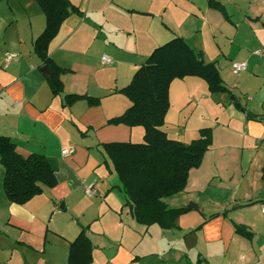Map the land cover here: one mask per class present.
I'll return each mask as SVG.
<instances>
[{
    "label": "crops",
    "instance_id": "1",
    "mask_svg": "<svg viewBox=\"0 0 264 264\" xmlns=\"http://www.w3.org/2000/svg\"><path fill=\"white\" fill-rule=\"evenodd\" d=\"M69 1L84 16L72 13L49 45L52 61L69 70L55 97L34 53L44 13L36 0H0V136L23 157L53 160L58 180L28 203L14 204L0 163V264H69L70 244L83 228L91 264H264V0H214L220 7L208 0ZM175 37L216 64L244 111L200 78L172 82L161 129L189 144L209 128L212 139L186 188L162 199L170 209L189 210L178 229H164L136 222L102 146L143 142V127L108 121L131 106L118 91ZM8 53L17 57L6 63ZM242 61L247 69L235 74L233 63ZM69 95L100 103L79 100L66 109ZM66 149H73L68 157ZM90 184L94 196L85 193ZM213 214L220 215L207 220ZM192 233L196 245L188 250Z\"/></svg>",
    "mask_w": 264,
    "mask_h": 264
},
{
    "label": "trees",
    "instance_id": "2",
    "mask_svg": "<svg viewBox=\"0 0 264 264\" xmlns=\"http://www.w3.org/2000/svg\"><path fill=\"white\" fill-rule=\"evenodd\" d=\"M44 13L46 27L35 40L34 53L43 66L50 70L48 84L55 97L63 94L61 76L69 70L58 67L50 58V43L58 35L63 23L72 13L83 17L84 13L69 0H36ZM210 7H220L208 0ZM259 20V19H255ZM197 77L206 82L211 93H226L238 109V99L226 88L215 63H206L202 52L194 51L181 37L155 48L147 61L139 67L131 83L118 92L127 97L131 106L119 117L110 119V125L141 126L145 129L142 143H110L103 149L113 164L127 204L136 222L145 226L157 224L164 229H178V218L187 208L170 209L162 199L182 192L191 170L199 168L211 145V129L200 130L199 137L189 144L171 139L161 129L170 109V85L174 80ZM79 100L90 105L100 103L96 98L69 95L64 98V108ZM0 163L5 173L3 189L8 200L24 205L41 195L44 188L58 184L56 163L42 155L23 157L16 152L15 144L0 136ZM220 214H213L207 220ZM227 215V212L223 214ZM205 220V221H207ZM205 223V222H204ZM236 231L247 238L251 233L243 226ZM83 228L70 244L69 264H91L92 244Z\"/></svg>",
    "mask_w": 264,
    "mask_h": 264
},
{
    "label": "built area",
    "instance_id": "3",
    "mask_svg": "<svg viewBox=\"0 0 264 264\" xmlns=\"http://www.w3.org/2000/svg\"><path fill=\"white\" fill-rule=\"evenodd\" d=\"M258 55H262L261 51L257 52ZM17 57V55L15 53H8L6 56V63H9L10 61L14 60ZM103 61L108 63L109 60L106 59L105 57L103 58ZM233 71L235 74H239L240 72H243L247 69V62L242 61V62H234L232 65ZM73 149H66L62 151L63 156L68 157L72 154ZM85 193L88 196H94L95 195V188L94 185L90 184L86 187L85 189Z\"/></svg>",
    "mask_w": 264,
    "mask_h": 264
},
{
    "label": "water",
    "instance_id": "4",
    "mask_svg": "<svg viewBox=\"0 0 264 264\" xmlns=\"http://www.w3.org/2000/svg\"><path fill=\"white\" fill-rule=\"evenodd\" d=\"M42 72L44 75L50 77L51 73L50 70L47 66H43L42 67ZM242 111H244V109H242ZM249 117H251V114H248ZM194 245H196V235L194 233L190 234L189 236H187L186 238V248L188 250L192 249L194 247Z\"/></svg>",
    "mask_w": 264,
    "mask_h": 264
}]
</instances>
